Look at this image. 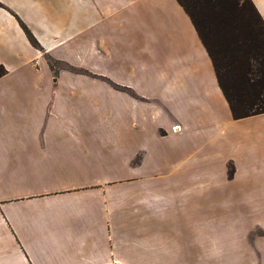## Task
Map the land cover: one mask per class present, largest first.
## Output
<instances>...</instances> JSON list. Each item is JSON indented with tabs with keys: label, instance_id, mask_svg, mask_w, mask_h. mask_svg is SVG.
I'll list each match as a JSON object with an SVG mask.
<instances>
[{
	"label": "crops",
	"instance_id": "1",
	"mask_svg": "<svg viewBox=\"0 0 264 264\" xmlns=\"http://www.w3.org/2000/svg\"><path fill=\"white\" fill-rule=\"evenodd\" d=\"M0 5V264H264L243 213L264 202V114L232 119L176 0ZM94 95L124 155H105Z\"/></svg>",
	"mask_w": 264,
	"mask_h": 264
},
{
	"label": "trees",
	"instance_id": "2",
	"mask_svg": "<svg viewBox=\"0 0 264 264\" xmlns=\"http://www.w3.org/2000/svg\"><path fill=\"white\" fill-rule=\"evenodd\" d=\"M176 2L189 18L211 61L232 119L264 114V22L252 2ZM19 24L30 45L39 49L26 27ZM4 74L0 66V78Z\"/></svg>",
	"mask_w": 264,
	"mask_h": 264
},
{
	"label": "rangeland",
	"instance_id": "3",
	"mask_svg": "<svg viewBox=\"0 0 264 264\" xmlns=\"http://www.w3.org/2000/svg\"><path fill=\"white\" fill-rule=\"evenodd\" d=\"M51 66H52L53 70L66 69L67 71H70L72 73H78V74H80V72H81V70H79V69L76 70L75 68L73 69L72 67H69V66L67 67V66L61 65V64L57 65L52 61H51ZM56 72H57V70H56ZM104 84H107V81H103V80L96 81V87L97 86L103 87ZM84 88H86V87H84ZM119 91L125 92L123 90H119ZM89 97L90 96H85V97L79 96V99H82V101H84V104H86L85 101H88V103H90V101H91V103L93 102L92 104H94V106H97V107H95V109L98 112L99 129H96L98 134H100L102 136L106 135L107 137H109L108 134H110V135H113L115 137V138L112 137L115 140V142H112L111 144H109V146L112 149L109 151V153L105 152V155H124L123 154L124 151H123V147H122L123 145H122V143L119 142L121 140H124V125H122V120H121V123H118L119 118H117L115 115V112H112V111L110 113L111 121H109V115H108L107 104H106V101H107L106 98L108 96L107 95H94L91 97V99ZM103 100L105 101V104H102ZM86 105H84V106L86 107ZM85 113H86V110L84 109L83 114H85ZM79 116H80V114H79ZM167 117L169 119H173L171 117V115H169V114H167ZM154 119H156V117ZM158 120H159V118H158ZM101 121H103V125L108 124L107 127H104V129H102L100 126V123H102ZM163 124H165L164 120H163ZM109 126H110V128H109ZM164 129L165 128L159 126L156 128V131H159V132L161 131V133L166 132ZM175 129L179 130V128L176 126L175 128L173 127L171 129V131L174 133L177 132L178 130H175ZM137 163H138V160H137V162L136 161L132 162V165L135 166ZM229 169L231 170L230 167H229ZM229 169H228V173H229ZM231 174H232V172L229 173V175H231ZM122 178H123L122 176L120 177V175H117L115 179H116V181L122 182L123 181ZM235 191H236V188H233V189H231V191H228L229 193H227V194L231 199H233L232 195H234ZM229 197L226 198L227 201H229V199H230ZM252 197L253 198L248 200L249 208H247V209L244 208L245 210L243 211L244 215H250V217L249 216H244V217H246L248 220H252V219L256 220L257 219L258 222L262 221L264 223V202L260 203V204L258 202H256L255 193H252ZM228 210H231L234 213H236L237 211H240V209L235 208V205H233V207L231 206V209H228ZM252 232H253L252 236H259V234H261L262 231L260 230V227H255L254 230H252ZM252 236H251V238H253ZM256 260L258 263L262 264L263 257L259 253H256Z\"/></svg>",
	"mask_w": 264,
	"mask_h": 264
},
{
	"label": "built area",
	"instance_id": "4",
	"mask_svg": "<svg viewBox=\"0 0 264 264\" xmlns=\"http://www.w3.org/2000/svg\"><path fill=\"white\" fill-rule=\"evenodd\" d=\"M175 128V127H174ZM175 130H178V129H175ZM114 264H120V263H114Z\"/></svg>",
	"mask_w": 264,
	"mask_h": 264
}]
</instances>
